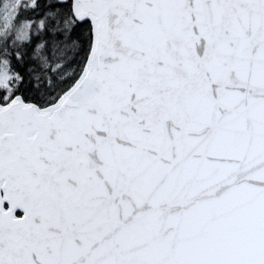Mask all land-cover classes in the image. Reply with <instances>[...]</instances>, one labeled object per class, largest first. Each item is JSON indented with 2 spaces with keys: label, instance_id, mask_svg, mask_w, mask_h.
I'll return each mask as SVG.
<instances>
[{
  "label": "snow or ice",
  "instance_id": "6c2138e0",
  "mask_svg": "<svg viewBox=\"0 0 264 264\" xmlns=\"http://www.w3.org/2000/svg\"><path fill=\"white\" fill-rule=\"evenodd\" d=\"M0 264H264V0H0Z\"/></svg>",
  "mask_w": 264,
  "mask_h": 264
}]
</instances>
